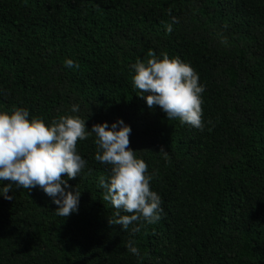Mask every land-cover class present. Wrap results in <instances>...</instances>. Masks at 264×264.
Instances as JSON below:
<instances>
[{"label":"trees","instance_id":"obj_1","mask_svg":"<svg viewBox=\"0 0 264 264\" xmlns=\"http://www.w3.org/2000/svg\"><path fill=\"white\" fill-rule=\"evenodd\" d=\"M149 51L199 74L202 130L138 96L130 65ZM72 104L88 130L131 127L161 218L134 222L136 233L109 223L98 188L109 166L90 136L77 141L87 165L68 181L77 213L57 216L39 187L0 197V264H264V0H0V110L48 122Z\"/></svg>","mask_w":264,"mask_h":264},{"label":"clouds","instance_id":"obj_2","mask_svg":"<svg viewBox=\"0 0 264 264\" xmlns=\"http://www.w3.org/2000/svg\"><path fill=\"white\" fill-rule=\"evenodd\" d=\"M176 22V18H172ZM172 30V24L167 25ZM146 63L140 59L130 65L132 84L149 108L158 106L166 117L178 119L196 129H203V84L192 66L179 57L167 54L157 57L149 51ZM65 67H79L72 59ZM79 104L70 105L73 115H59L46 122L32 116L26 107L0 110V197L11 200L9 192L15 186L31 190L39 187L51 203L56 205V215L66 218L77 213L81 192L71 188L68 181L79 176L87 161L77 151V141L94 137V159L109 166L107 178H98V188L103 189V200L115 210L110 224L122 226L124 231L136 233L142 225L134 222L155 223L163 209L161 197L150 189L153 174L146 162L129 147L131 127L123 119L115 122L95 123L85 127L86 120L79 115ZM158 154L168 158L161 146ZM65 174V178H62ZM4 181L9 183L4 184ZM125 213V214H122ZM128 252L140 256L132 241L126 244Z\"/></svg>","mask_w":264,"mask_h":264}]
</instances>
